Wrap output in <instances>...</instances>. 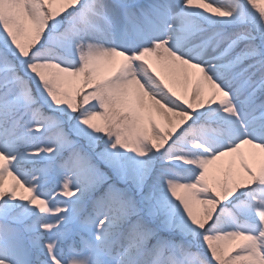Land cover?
Listing matches in <instances>:
<instances>
[{"label": "snow or ice", "instance_id": "snow-or-ice-1", "mask_svg": "<svg viewBox=\"0 0 264 264\" xmlns=\"http://www.w3.org/2000/svg\"><path fill=\"white\" fill-rule=\"evenodd\" d=\"M0 264H264V0H0Z\"/></svg>", "mask_w": 264, "mask_h": 264}]
</instances>
